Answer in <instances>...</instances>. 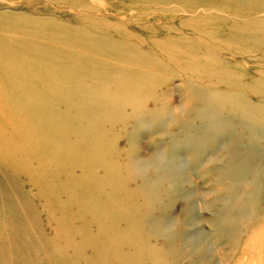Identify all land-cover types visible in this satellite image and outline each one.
Instances as JSON below:
<instances>
[{
	"label": "bare ground",
	"instance_id": "6f19581e",
	"mask_svg": "<svg viewBox=\"0 0 264 264\" xmlns=\"http://www.w3.org/2000/svg\"><path fill=\"white\" fill-rule=\"evenodd\" d=\"M135 1L142 4V10L132 14L147 18L153 13L152 18L161 20L163 12L183 11L191 15L190 29L195 38L183 37V28L188 23L182 22L178 27V37L172 34L176 28L164 25L167 33L151 37L147 48L144 36L133 33L123 21L132 15H120L116 23H111L109 14L100 11L96 13L97 22L85 24L86 18H91L84 12L87 17L80 31L66 28L65 40L73 49L64 50L56 34L60 27L51 23L45 24L47 30H42L27 22H8L0 14V72L10 90L5 95L10 114L0 116V130L14 149H26L28 155L24 161L35 175L32 182L41 198L40 202L35 201L27 189L16 190L11 181L3 183L0 177V264H38L40 259L49 264H173L167 257L169 251L150 242L156 234L166 236L175 232L168 218L157 217L152 210L158 182L130 189L133 172L120 160L125 156L135 157L132 148L122 146L124 137L132 139L133 130L129 127L170 116L179 121V133L186 131L187 137L179 143L195 149L208 143L210 133L215 130L218 133L233 127L230 119L234 115L228 111L234 108L244 127L264 139V103L253 108L252 101L240 92L238 96V93L211 90L209 82H204L202 91L207 97L197 93L202 107L182 120L170 113L166 95L161 94L165 83L162 72L190 70L202 78L227 73L211 59V54H199L196 41L202 37L225 36L224 42L237 43L246 50L236 49L239 53L260 49L255 44L264 43V0ZM226 16L234 20L228 35L223 32ZM158 22L148 23L144 28L159 31ZM103 26L121 30V36L109 34L102 30ZM6 28L17 29L27 36L44 37L52 44L38 45L23 35L8 38L4 34ZM249 43L255 45L252 50L245 49ZM46 74L50 79L41 77ZM13 78L30 79L33 91L16 87ZM262 83L253 89L262 90L263 95ZM224 112L229 115L224 116ZM195 118L208 121L195 125ZM140 160L143 165L142 157ZM175 196L187 197L182 185L175 188ZM158 224L157 233L149 229L146 232L148 227L155 228ZM45 225L53 228L52 235ZM261 230L256 238L263 255L264 230ZM179 236L199 241L196 235L188 233L183 223Z\"/></svg>",
	"mask_w": 264,
	"mask_h": 264
},
{
	"label": "rangeland",
	"instance_id": "374dc122",
	"mask_svg": "<svg viewBox=\"0 0 264 264\" xmlns=\"http://www.w3.org/2000/svg\"><path fill=\"white\" fill-rule=\"evenodd\" d=\"M141 10L142 4L135 0H105V3L103 0H84V2L78 0H0V14H3L4 20L8 22L19 21L22 24L27 22L29 26H39L42 30H47L45 24L52 23L55 27H60L56 34L60 38V44L64 50L73 49L65 40L67 38L66 28L70 27L80 31L83 25L92 23V21L97 22L96 13L100 11L109 14L108 21L111 23H116V17L120 15H132L133 17L125 18L123 21L125 24H129L128 26H130L133 33L145 37L143 39L147 42V44L145 43L147 48L150 45L151 37H159L163 36L164 32L167 33L164 25L176 28L173 30L174 32L172 31V34L178 37L180 36L178 27L182 22L188 23V26L186 24V27L183 28L185 32L183 37L195 38L191 30V24H193L190 22L192 20L191 15L183 11H178L175 14L163 12L161 20H157L151 17L153 13L148 18L145 15L132 14ZM84 12H87L88 17L90 16L91 19L86 18L87 14H84ZM210 17L213 18L214 16ZM215 17L219 18L220 15H215ZM215 17L213 21H215ZM82 18L84 19L82 20ZM83 21L85 24H82ZM156 21H159V31L144 28L146 24L155 23ZM166 21H170V23ZM224 21L226 26L223 28V32L228 35L234 20L232 16H226ZM104 29L111 35L121 36V32H119L121 30L119 29L110 28L108 30L103 26L102 30ZM20 32L17 29L6 28L4 34L8 38H18L23 35L38 45L52 44L44 37L31 34L27 36ZM223 37L225 38V36ZM223 37L222 40L200 37L201 39L196 42L199 43L197 48L199 54H203L202 56L205 53L206 55L211 54V59L213 58V61L222 65L224 72L227 73L216 77L206 76L202 78L196 77L197 75L190 70L178 73L171 71L170 74L162 72L166 76L161 74L165 82L161 94L166 95V104L172 110L166 112L171 111L170 113H174L173 115L180 120L183 117L190 118L193 116L194 114H191V112L202 107V102L197 99V93L199 92L202 97L206 96L202 91L204 82H209V89L211 90L226 91L235 95L240 92L243 97L252 101L253 105L251 107L253 108L257 103H264L262 90L256 92L253 89L254 87L259 88L264 80L262 79L264 78V43L255 44L256 48H260L258 50L255 48V53L246 52L244 54L245 52L239 53L243 49L237 43H234V45L228 44L224 42L226 38ZM228 45L229 48L232 47L230 50ZM247 45L249 47L246 46L245 49L252 50L251 47L254 44L249 43ZM207 52L210 53L207 54ZM41 77L48 80L51 76L46 74ZM260 77L262 80L258 79ZM4 79L3 73L0 72V116L2 118L10 114V107L8 108L6 103L8 100L5 97L10 90L7 88L8 85H5ZM227 79L232 82L227 83ZM13 81L16 87L21 88V90L33 91L29 84L30 79L16 78ZM263 86L262 83V88ZM240 93H238V96L241 95ZM151 107H154V105H151ZM228 112L234 115L230 119L233 127L228 130L227 128L219 130L218 133H216L217 130L210 133L211 139L200 148L195 147L194 149V147H191L192 145L189 146V144L184 143V146L183 142L179 143L187 137L186 131L179 133V131L181 132L179 121L173 117L170 118V116L162 117L160 121L156 119L154 121L147 120L146 123L138 124L136 127L133 125L132 128L129 127L133 130V140L128 137H124L126 140L122 139V146L132 148L135 152V157L125 156L120 158L121 161L123 160L129 165L127 169L133 172V178L129 183L130 189H136L140 186L145 188L147 184L158 182L159 191L156 194L154 193L155 198L151 202L152 210L155 216L160 217L163 215L168 218L172 222V230L176 233L166 236L154 234L155 236L152 237L150 242L161 249L169 251L167 257L173 264H264V254L261 255L256 238L260 233V229L264 230V139L257 138L244 127L234 108H231ZM228 112H224V116H228ZM193 121L195 125H199L207 123L208 120L195 118ZM6 130L10 132V128ZM194 131V129L191 130V133ZM18 139L22 141V138ZM6 140L8 139H5L2 130H0L1 180L3 183L4 181L6 183L11 181L12 187L16 190L22 187L25 190L27 189L29 195L35 201L40 202V193H38L37 186L32 182L35 175L28 170L29 166L24 161L28 155L26 149L23 147L14 149ZM138 157L140 158L138 159ZM141 157L144 162L143 165H140ZM20 160L23 161L20 162ZM229 168H233V171H229L231 170ZM135 175H137L136 178ZM174 185H182L184 195L187 196L185 199H179L175 196L177 186ZM144 195H148V192ZM140 199L143 200V197H140ZM143 209L146 211V205ZM182 223L188 233L198 237V243L193 239L187 240L179 236ZM48 226L50 227V225ZM159 226L158 224L155 227L156 229L148 227L146 232L149 229L157 233ZM45 227L46 231L52 235L53 228H49L47 225ZM243 242L244 244H242ZM41 260H38V264H49L45 259Z\"/></svg>",
	"mask_w": 264,
	"mask_h": 264
}]
</instances>
